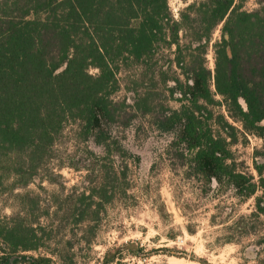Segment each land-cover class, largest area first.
I'll return each mask as SVG.
<instances>
[{"label": "trees", "instance_id": "trees-1", "mask_svg": "<svg viewBox=\"0 0 264 264\" xmlns=\"http://www.w3.org/2000/svg\"><path fill=\"white\" fill-rule=\"evenodd\" d=\"M257 4L248 12L243 0H197L174 20L168 0H0V190L8 179L12 187L40 179L42 164L73 122L77 143L93 144L105 161H121L117 167L102 166L108 171L98 185L88 191L74 187L64 199L70 205L66 218L95 234L106 203L126 194L124 160L139 161L123 145L118 128L127 124L112 100L119 90L117 75L133 67L138 81H150L149 89L140 88L142 105L156 80L179 96V107L161 114L156 127L173 135L170 146L201 194L232 191L242 200L255 197L249 218L264 216L257 195L264 194V161H253L258 180L238 171L230 151L237 143L235 128L222 115L213 121V110L222 107L246 134L264 140V0ZM220 24L211 71L205 53ZM172 47L174 60L158 67L154 56ZM172 66L180 76L169 74ZM259 153L264 156V144ZM86 171L84 180L93 181V169ZM17 201L18 216L38 211L37 196L19 195ZM43 215L48 214L26 224L0 218V264H55L47 255L28 254L40 248ZM257 244L264 253V237ZM148 255L129 240L107 250L96 264H127V257Z\"/></svg>", "mask_w": 264, "mask_h": 264}, {"label": "rangeland", "instance_id": "rangeland-1", "mask_svg": "<svg viewBox=\"0 0 264 264\" xmlns=\"http://www.w3.org/2000/svg\"><path fill=\"white\" fill-rule=\"evenodd\" d=\"M194 1L197 0H168L172 18L179 20V12ZM257 2L243 0V10H256ZM221 26L213 30L206 48L205 65L211 71L214 69V44L221 39ZM174 49H159L153 61L158 67L169 66L175 58ZM190 50L187 54L192 53ZM169 72L180 76L175 66L170 67ZM90 73L96 71L90 70ZM138 76L137 69L123 68L117 75L119 90L112 100L119 120L127 124L124 128L120 124L118 128L123 145L139 161L124 160L127 164L126 194L106 203L96 233L76 225L75 218H66L70 205L64 199L74 187L88 191L98 185L108 171L102 166L117 167L121 161H105L100 158L102 151L93 144L77 143L73 122L66 124L51 157L42 164L38 172L40 179L26 187H12L11 180L6 181L0 190L1 220L19 218L22 219L19 222L26 224L37 214L47 213V217L43 215L38 222L42 228L37 232L40 248L28 254L47 255L55 264L69 263V259L74 264H96L107 250L129 240L137 241L149 255L145 259L127 257L123 261L127 264H264V253L257 244L264 237V216L249 218L254 211L255 197L242 200L232 191L201 194L198 182L188 175L170 146L173 135L156 127L161 114L179 107V96L171 95L163 89L160 80H156V88L147 91L146 103L142 105L144 89L140 88L149 89L150 81H138ZM213 112L214 122L216 115H222L235 128L237 143L230 151L236 169L258 180L253 161H264L259 153L264 140L246 134L222 107H216ZM212 128L217 129L214 125ZM87 169H93L91 182L84 180ZM24 194L38 197V211L26 218L18 216L22 209L17 196ZM257 195L264 202L263 190ZM54 254H60V259Z\"/></svg>", "mask_w": 264, "mask_h": 264}]
</instances>
